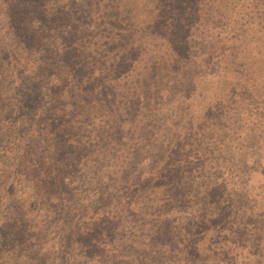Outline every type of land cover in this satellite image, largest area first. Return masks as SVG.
<instances>
[{
	"label": "trees",
	"instance_id": "obj_1",
	"mask_svg": "<svg viewBox=\"0 0 264 264\" xmlns=\"http://www.w3.org/2000/svg\"><path fill=\"white\" fill-rule=\"evenodd\" d=\"M157 1L159 14L148 15V21L169 31L152 33L163 37L157 57L149 56L137 68L128 64L125 75L113 76L124 67L121 62L107 66L104 61L98 76L75 78L80 63L71 68L70 54L46 39L52 20L46 0H0V143L27 142L16 164L33 182L18 187L25 197H11V210L0 220V264H18L17 259L24 264L60 259L62 264L214 262L211 255L200 254L212 218H168L175 209L180 213L194 207L192 186L204 177L206 203L227 202L229 217L240 210L263 241L264 209L256 207L252 190L226 176L241 148L234 133L245 131L240 139L245 141L253 131L264 135V0ZM180 5L187 12L175 14ZM35 19L40 26L35 27ZM201 27L202 34L189 33ZM177 28H188L180 40L171 34ZM200 40L206 44L199 45ZM119 80L129 82L122 93L116 89ZM175 92L181 98L171 116L178 117V124L169 123L166 140L155 146L139 142L141 111L155 102V95ZM135 105L139 119L131 122ZM159 112L161 119H169ZM247 121L252 128L242 127ZM260 146L254 141L255 149ZM154 152L162 157L148 176L141 175L150 191L144 185L131 187L126 196L99 190L117 179L118 171L130 175L139 170ZM260 160L258 156L255 162ZM71 181L88 189H65ZM243 201L250 205L246 210ZM235 223L214 229L208 240L226 247L219 233L225 229L238 235ZM54 227L61 231L60 252L53 248ZM45 237L53 241L52 258L23 245ZM236 257L251 258L243 252ZM263 258L264 253L262 264Z\"/></svg>",
	"mask_w": 264,
	"mask_h": 264
},
{
	"label": "rangeland",
	"instance_id": "obj_2",
	"mask_svg": "<svg viewBox=\"0 0 264 264\" xmlns=\"http://www.w3.org/2000/svg\"><path fill=\"white\" fill-rule=\"evenodd\" d=\"M161 1V0H160ZM157 1L156 3H160ZM151 3V4H150ZM154 0H46V8L52 15L51 21L48 23L50 30L46 32V39L55 41V44L59 51L66 50L71 56V68H75L76 63H80L79 67H76L74 74L75 78H79L83 75L95 74L98 76L103 73L105 67L101 62L106 61L107 66L113 64L114 61L122 63V69L113 74V76L125 75L129 73V65H136V68L143 65L146 60H149V56L157 57L163 48L159 46V42L163 40L162 36H154L152 33L166 35L169 31L162 28L152 26L148 21L149 16H155L159 14V9H155ZM153 6V7H152ZM2 8V6H1ZM171 10H169L170 12ZM132 12V13H131ZM157 12V13H156ZM187 9L179 6V10L175 14L186 13ZM68 14H72L73 17H68ZM85 13H90L84 19ZM150 13V14H149ZM2 14V12H1ZM84 14V15H83ZM133 15L134 18L132 17ZM149 15V16H148ZM148 16V17H147ZM2 25L5 24L6 19L1 18ZM154 19H151L153 21ZM35 27L40 26L38 19L34 20ZM95 26V27H94ZM53 29V30H51ZM85 29L86 31H81ZM188 29V28H187ZM186 28H177L173 30L171 34L177 33V38L180 40L186 33ZM197 35L202 34L204 29L201 27L199 31L190 30ZM201 37V36H200ZM160 38V39H159ZM80 44L78 50H74V47ZM206 42L200 40L199 45H205ZM134 49L131 50V48ZM168 49V44L167 47ZM203 50V46L201 48ZM146 58V59H145ZM126 60L127 63L124 62ZM127 64V65H126ZM86 66L96 67L97 70L85 69ZM129 71H128V70ZM134 74V73H133ZM111 75V74H110ZM129 78V75L127 79ZM121 83V84H120ZM129 83L128 81H118L120 87H116L119 93L123 92L122 85ZM21 97V96H20ZM181 95L177 92L171 95L153 97L154 103L141 111L143 120L140 122L142 137L139 142L145 143L147 140L155 146L157 143L166 140V130L169 123L178 124L179 119L174 115L177 111V100H180ZM156 108V110H155ZM162 114H165L169 119H161L159 109ZM140 110L135 105L132 109L128 120L135 122L139 119L138 115ZM245 129L252 128V123L247 121L242 124ZM245 131L235 132L232 139L235 142H240V150L236 156V160L233 164L229 165L230 171L226 176L228 181L237 182V186L242 188H248L252 190L255 195V205L258 209H264V135L260 131H253L251 134L252 140L248 141L240 140L244 136ZM256 135V137H255ZM6 141L0 143V220L9 213L10 198L16 195H23V192L18 189L20 186H31L33 182L30 181V176L21 174L17 170L16 162L19 160L20 150L24 149L27 142L21 140ZM254 141L261 144L257 149L254 147ZM138 142V140L136 141ZM168 144V143H167ZM15 148L16 152H9V148ZM3 154H6L3 156ZM260 161L255 162L258 156ZM162 157L159 153L154 152L153 156H150L145 165L139 166V170H133L130 175L128 170L118 171V178L113 177V180L109 184H102L99 186V190H111L118 195L126 196L131 194V187H137L144 185V190L150 191L148 184H144V178L141 176H148L157 164V158ZM152 158V159H151ZM136 167V165H135ZM133 167L132 169H134ZM131 169V170H132ZM126 173V174H122ZM130 182H129V180ZM207 178L198 179L192 186L194 189V199L192 203L194 207L186 212L177 213V209L171 213L168 217L170 220L176 216H180L182 220L191 218L194 216H202L205 218H212L213 225L206 230L204 240L200 242L201 255L209 254L211 258L214 257L215 261L209 264H262L260 258L264 253V239L261 241V237L254 234L249 227V220L245 218L240 210L235 216H230L226 213L229 210L227 202H218L216 204L206 203L207 196L203 194V190L206 188ZM83 184L78 181L72 182L71 187L65 189H88L82 187ZM173 186V185H172ZM142 188V187H141ZM140 188V189H141ZM155 192V191H154ZM220 194L222 190L216 191ZM140 194V193H138ZM155 194V193H154ZM224 199V198H223ZM213 205L214 207H212ZM250 207L246 202L241 203V208L246 210ZM164 218V216H162ZM236 220L234 227L240 233L236 236L229 234L227 230L220 231V238H226V247L221 248L220 241L212 242V252H205V248L212 243L208 240L212 231L216 228L220 229L221 226H231L233 221ZM54 225L56 222L53 223ZM252 228H256L254 224ZM49 234V233H47ZM52 236L56 238L53 242L47 237L42 240L33 239V244L23 243L27 248H36L39 256H50L52 249L50 248L53 242V248L59 252L61 249V242H58V238L61 237V231L58 227L53 228ZM3 240L0 238V243ZM64 243V242H63ZM161 244L159 243V247ZM204 250V251H203ZM249 255L250 259L244 260V258H235V256L241 253ZM257 254V256H253ZM234 256V257H233ZM248 257V258H249ZM264 260V258H263ZM18 264H24V260L17 259ZM63 259L48 260L41 264H62ZM147 264H157L156 259L152 261H146Z\"/></svg>",
	"mask_w": 264,
	"mask_h": 264
}]
</instances>
